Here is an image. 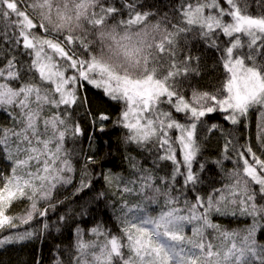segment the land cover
Returning <instances> with one entry per match:
<instances>
[{"label": "snow or ice", "instance_id": "1", "mask_svg": "<svg viewBox=\"0 0 264 264\" xmlns=\"http://www.w3.org/2000/svg\"><path fill=\"white\" fill-rule=\"evenodd\" d=\"M76 8L77 19L80 10L86 11L88 31L82 36L34 22L37 9L41 15L51 12L50 0H0V40L8 45L0 48V110L11 121L0 125V156L9 162V172H0V231L9 232L0 247L32 239L33 231L20 229L63 203L56 193L72 184L78 171L76 192L92 186L88 170L95 157L87 156L78 169L65 147L69 137L75 141L83 134L74 116L87 103L78 88L86 81L121 105L116 123L127 130L123 143L147 152L152 164L144 167L128 156L127 177L104 176L109 185L118 181L116 194L124 201L117 216L119 234L101 221L81 227L88 215L85 205L52 225L43 222L44 230L51 226L59 232L73 221V250L60 249L55 264H264V242L257 238L264 232V0H179L171 18L166 14L158 20L165 38L136 77L112 71L94 54L75 58L74 49L69 54L37 31L66 33L69 45L78 40L94 53L91 35L98 26L129 32L152 21L153 13L142 11L140 0H120L119 7L111 0H81ZM122 15L128 18L118 19ZM190 38L218 54L225 74L219 88L201 91L190 83L200 75V57L182 47ZM22 55L31 62H21ZM69 69L73 72L66 75ZM253 110L258 114L255 135L245 138ZM86 111L94 124L110 120L103 111ZM217 112L231 129L207 120ZM217 133L224 142L222 159L215 163L224 171L222 160L235 154L237 166L225 172L222 187L202 195L198 185L205 164L195 165L204 142ZM125 194L139 202L130 206ZM104 196L100 192L96 198ZM15 202L27 204L19 216L7 214ZM151 205H161L158 214H151ZM213 217H231L244 226L229 230Z\"/></svg>", "mask_w": 264, "mask_h": 264}, {"label": "trees", "instance_id": "2", "mask_svg": "<svg viewBox=\"0 0 264 264\" xmlns=\"http://www.w3.org/2000/svg\"><path fill=\"white\" fill-rule=\"evenodd\" d=\"M30 2L31 0H26V3ZM107 2L108 0H106ZM111 2L119 7L120 0H111ZM140 4L142 5V11H150L153 13L151 20L155 22L166 14L171 18L175 6L179 4V0H140ZM28 11L31 14L30 8ZM120 18L127 19L128 17L122 15L118 17V19ZM34 22L38 23L35 18ZM109 22L111 23V21ZM37 34L60 43L69 54L74 49L76 52L75 58L87 60L93 54L90 49L85 50L81 47L78 40L69 45L64 39L66 33H46L44 29H38ZM7 47L8 45L0 40V48L7 49ZM182 47L190 49L193 55L200 57V75L193 76L190 83L201 91H212L219 88L225 79V74L222 65L218 63V54L214 50L207 48L204 42L198 39L190 38L188 45H182ZM45 50L53 57L55 62H62V58L51 49L46 48ZM19 59L24 64L31 62V57L28 56L22 55ZM2 66L3 63L0 62V67ZM17 66L19 67V65ZM72 72L73 70L69 69L66 75H71ZM78 88L79 94L86 98L87 101L84 107L76 110L74 116L75 121L81 125L83 134L75 141L69 137L65 147L72 152L73 161L78 169L83 166V162L87 156L91 155L95 157L96 163L88 170V178L92 186L85 188L81 192H76L74 185L78 187L80 184V173L78 171L72 184L60 188L56 193L57 199L63 201V203H57L55 210L49 211L47 217H37L30 224L20 229V231H23L24 228H27L33 231L35 235L32 239L0 247V264H55V258L58 257V251L60 249L73 250L71 249V244L74 243L73 221L70 219L68 224L61 227L59 232L51 226L49 229L44 230L43 222L47 221L52 225L60 215H71L72 212L78 211L82 205L87 206L88 215L81 218V227L90 228L95 222L101 221L114 234H119L121 224L117 220V216L119 215L120 206L124 201L120 195L116 194L118 181L114 180L109 185L106 183L104 176L112 174L113 177L121 175L127 177L130 172L129 162L126 159L128 156L135 157L144 167H151L152 157L147 152H142L134 144L126 145L123 143V137L127 130L116 123L120 116L121 105L105 96L102 89H97L89 85L86 81L78 85ZM188 91L190 93V89ZM86 109L90 110L92 114L103 111L110 116V120L104 121L102 124L100 122L94 124L92 122L93 117L88 115ZM176 115L178 118L182 116V114ZM257 117V112L253 110L249 116V127L244 132L245 138L248 136L254 138ZM207 120L211 123L221 124L225 130L233 127L223 120L219 112L210 114ZM10 123L11 121L7 114L0 110V125ZM101 127L103 130H101ZM236 135L239 136L240 133L237 132ZM223 142L219 133L209 137L204 142L202 154L198 157V164L195 167L198 168L199 163L205 164V170L201 173L203 183L198 185L202 190V195L205 190H211L213 187H222L225 183V172L232 171L237 166L235 154L232 155V159L222 160L224 171H221V165L215 163L217 160L222 159L220 149ZM241 143H243V140ZM8 165L9 162L2 157L0 172L7 174L9 172ZM159 175H164V171H160ZM100 192H104L105 196L97 199L96 197ZM125 196L130 206L139 202V198L136 196H128L127 194ZM26 207L27 204L15 202L14 207L10 208L7 214L19 216L24 212ZM160 210L161 205L150 206V212L153 215L158 214ZM213 220L221 224L223 228L229 230L244 226V223L234 220L231 217H213ZM245 223H250V221H246ZM8 234L9 232L7 230L0 231V238ZM89 238V236H85V239ZM257 238L261 242H264V232L258 233ZM62 259L67 261V254Z\"/></svg>", "mask_w": 264, "mask_h": 264}, {"label": "clouds", "instance_id": "3", "mask_svg": "<svg viewBox=\"0 0 264 264\" xmlns=\"http://www.w3.org/2000/svg\"><path fill=\"white\" fill-rule=\"evenodd\" d=\"M80 2L81 0H50L51 12L41 15L37 9L35 18L53 31L60 29L75 36H82L88 29L85 24L86 11L80 10L77 19L76 4ZM65 4L68 6L65 7ZM157 25L158 21H150L129 32L111 24L98 26L91 35L93 54L97 61L118 74L133 77L142 75L146 67L145 58L157 54L156 45L163 42L166 35L164 27Z\"/></svg>", "mask_w": 264, "mask_h": 264}, {"label": "rangeland", "instance_id": "4", "mask_svg": "<svg viewBox=\"0 0 264 264\" xmlns=\"http://www.w3.org/2000/svg\"><path fill=\"white\" fill-rule=\"evenodd\" d=\"M1 159H2V157H0V162H1ZM186 234H188V235L191 234V233H190V229H189V230H186Z\"/></svg>", "mask_w": 264, "mask_h": 264}]
</instances>
